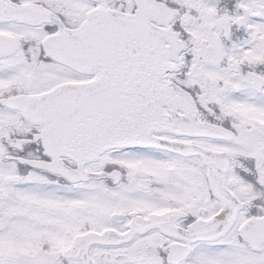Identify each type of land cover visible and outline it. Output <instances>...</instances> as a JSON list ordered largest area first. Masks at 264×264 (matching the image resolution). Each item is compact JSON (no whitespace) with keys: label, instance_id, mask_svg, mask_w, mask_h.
Returning <instances> with one entry per match:
<instances>
[{"label":"snow or ice","instance_id":"1","mask_svg":"<svg viewBox=\"0 0 264 264\" xmlns=\"http://www.w3.org/2000/svg\"><path fill=\"white\" fill-rule=\"evenodd\" d=\"M0 264H264V0H0Z\"/></svg>","mask_w":264,"mask_h":264}]
</instances>
